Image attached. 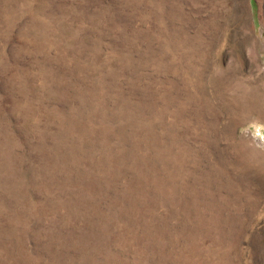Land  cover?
I'll return each mask as SVG.
<instances>
[{"label":"rangeland","instance_id":"374dc122","mask_svg":"<svg viewBox=\"0 0 264 264\" xmlns=\"http://www.w3.org/2000/svg\"><path fill=\"white\" fill-rule=\"evenodd\" d=\"M0 264H264V0H0Z\"/></svg>","mask_w":264,"mask_h":264}]
</instances>
